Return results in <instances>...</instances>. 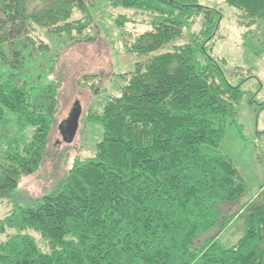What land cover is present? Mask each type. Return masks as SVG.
I'll return each instance as SVG.
<instances>
[{
	"label": "trees",
	"instance_id": "trees-1",
	"mask_svg": "<svg viewBox=\"0 0 264 264\" xmlns=\"http://www.w3.org/2000/svg\"><path fill=\"white\" fill-rule=\"evenodd\" d=\"M108 1L142 17L130 48L144 59L87 114L103 128L94 155L23 201L16 188L42 164L53 121L52 103H36L23 77V48L35 42L26 26L73 37L91 23L95 0H0V122L14 126L0 144V198L13 202L0 218V264H264V202H253L233 244L220 238L234 215L219 203L248 187L219 149L248 93L208 46L222 11L199 0ZM225 1L242 25L264 28V0ZM188 30L191 40L177 42ZM55 90L50 83L43 96Z\"/></svg>",
	"mask_w": 264,
	"mask_h": 264
},
{
	"label": "rangeland",
	"instance_id": "rangeland-1",
	"mask_svg": "<svg viewBox=\"0 0 264 264\" xmlns=\"http://www.w3.org/2000/svg\"><path fill=\"white\" fill-rule=\"evenodd\" d=\"M199 1L222 11L220 29L215 31L208 46L211 54L222 61L229 79L233 83L241 82V87L248 92L240 105L238 124H228L219 145L248 184L239 200L219 203L223 215H234L220 234L221 240L231 245L244 233L245 217L253 202H264V28L242 25L238 8L225 0ZM91 13V23L73 37L38 24L26 26L24 33L30 34L35 42L23 48V77L35 85L36 103L44 102L46 107L52 103L53 121L42 164L36 172L22 176L16 188L23 201L34 200L50 191L57 177L76 158L94 155L103 128L87 114L101 109L109 95L119 94L137 62L144 59L130 48L135 35L146 29L140 15L114 7L108 0H95ZM120 14L129 18L122 25L117 22ZM81 15L77 10L75 17ZM199 28L195 24L192 30ZM190 33L188 30L177 42L190 41ZM50 83L54 84L56 94L48 99V94L45 97L43 94ZM76 100L83 109L79 126L74 138L65 141L59 127ZM13 127H8L7 120L0 122V144L7 132L14 134L10 130ZM12 203L0 198V218L9 212ZM215 231L214 227L205 236ZM35 236L41 240L38 234ZM5 238L6 233L0 232V241Z\"/></svg>",
	"mask_w": 264,
	"mask_h": 264
},
{
	"label": "water",
	"instance_id": "water-1",
	"mask_svg": "<svg viewBox=\"0 0 264 264\" xmlns=\"http://www.w3.org/2000/svg\"><path fill=\"white\" fill-rule=\"evenodd\" d=\"M82 105L79 100H76L69 113L67 119L61 123L60 129L65 141H71L78 129L80 117L82 114Z\"/></svg>",
	"mask_w": 264,
	"mask_h": 264
}]
</instances>
